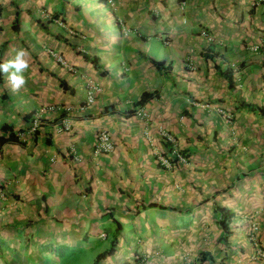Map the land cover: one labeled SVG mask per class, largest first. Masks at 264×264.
Wrapping results in <instances>:
<instances>
[{
  "label": "crops",
  "instance_id": "obj_1",
  "mask_svg": "<svg viewBox=\"0 0 264 264\" xmlns=\"http://www.w3.org/2000/svg\"><path fill=\"white\" fill-rule=\"evenodd\" d=\"M20 47L0 264H264V0H0V62Z\"/></svg>",
  "mask_w": 264,
  "mask_h": 264
},
{
  "label": "built area",
  "instance_id": "obj_2",
  "mask_svg": "<svg viewBox=\"0 0 264 264\" xmlns=\"http://www.w3.org/2000/svg\"><path fill=\"white\" fill-rule=\"evenodd\" d=\"M57 61L61 64H64V61L60 57H56ZM69 68V67H67ZM70 69V68H69ZM95 85L92 83H88L85 88V95H84V106H87L92 103L94 100V93H95ZM39 124V117L38 115H34L31 119V131H35L37 125ZM164 141L167 144L168 148V156L158 155L157 160L164 168H169L175 162H185L186 161V154L183 150L179 149L174 141V139L168 135L163 134ZM111 149V144L109 141V135L105 130H99L96 134V150L99 152H107ZM1 193V187H0ZM254 228V227H253ZM259 254L264 256V251L259 249Z\"/></svg>",
  "mask_w": 264,
  "mask_h": 264
},
{
  "label": "clouds",
  "instance_id": "obj_3",
  "mask_svg": "<svg viewBox=\"0 0 264 264\" xmlns=\"http://www.w3.org/2000/svg\"><path fill=\"white\" fill-rule=\"evenodd\" d=\"M30 53L27 49L17 48L12 56L0 62V74H4L13 92L21 90L27 83L25 73L29 70Z\"/></svg>",
  "mask_w": 264,
  "mask_h": 264
},
{
  "label": "trees",
  "instance_id": "obj_4",
  "mask_svg": "<svg viewBox=\"0 0 264 264\" xmlns=\"http://www.w3.org/2000/svg\"><path fill=\"white\" fill-rule=\"evenodd\" d=\"M146 97H148V94L147 93H142L141 94V96H140V99H139V101H142V100H144ZM138 101V102H139ZM223 219L225 220H227L228 219V214L227 213H225V215L223 216ZM224 224V223H223ZM115 238H113V240L111 241V244H110V248L108 249V250H106V251H103V252H101V253H98L97 255H96V258H95V262H97L100 258H102V257H104L107 253H111L112 251H113V249H114V246H115Z\"/></svg>",
  "mask_w": 264,
  "mask_h": 264
}]
</instances>
